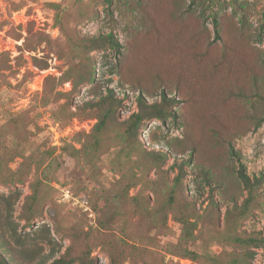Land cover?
I'll return each mask as SVG.
<instances>
[{"label": "rangeland", "instance_id": "1", "mask_svg": "<svg viewBox=\"0 0 264 264\" xmlns=\"http://www.w3.org/2000/svg\"><path fill=\"white\" fill-rule=\"evenodd\" d=\"M258 95L264 0H0V260L264 264Z\"/></svg>", "mask_w": 264, "mask_h": 264}, {"label": "trees", "instance_id": "2", "mask_svg": "<svg viewBox=\"0 0 264 264\" xmlns=\"http://www.w3.org/2000/svg\"><path fill=\"white\" fill-rule=\"evenodd\" d=\"M213 24L215 29L217 30V22H216V18H213ZM218 37V35L216 36V38ZM105 43H107L111 48L115 49L116 51L119 52L120 49V44L118 42H115L111 36H107L104 40ZM258 98H261L262 100H264V96L258 95ZM109 99L112 100V96H109ZM138 106H139V112L134 113L131 118H130V125L127 127V129L131 132L133 131V129L138 128L143 121L145 120H151V119H156L159 121H164L166 118L171 116L170 111L168 110V106L170 104H173L174 102L172 100H167L166 96L164 94H162L161 96V104H152L151 106H146L143 102L142 99H138ZM145 114H142L144 113ZM113 114V111L110 107H107L103 114L102 117L98 119L97 123H96V130L97 131H101L107 124L108 119L111 117V115ZM262 123H264V118L258 119L257 120V127H259V125H261ZM158 157L163 158V156L159 155ZM238 178L240 180V182L242 183V185L248 190V192L250 193L253 189V185L252 183L249 181L248 177L242 172L239 171L238 172ZM181 225L183 226L182 231H183V236L188 235V228L185 226L186 223L181 222ZM231 242L236 243L238 245L241 246H247V247H259L263 245V240L260 238H256V237H239V236H231L230 238ZM185 251V250H184ZM187 252V251H185ZM253 257L251 256L250 259H252ZM216 263L217 260H213V263ZM1 264H4V262L2 260H0ZM50 264H67L63 258H59V259H54ZM80 264H87L84 261H81ZM116 264V263H113ZM233 264H242V263H238V261H233Z\"/></svg>", "mask_w": 264, "mask_h": 264}]
</instances>
